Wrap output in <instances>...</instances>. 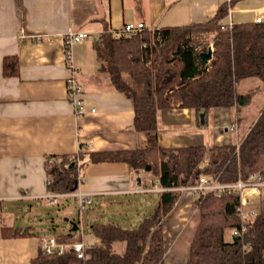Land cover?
I'll list each match as a JSON object with an SVG mask.
<instances>
[{
  "label": "crops",
  "instance_id": "crops-1",
  "mask_svg": "<svg viewBox=\"0 0 264 264\" xmlns=\"http://www.w3.org/2000/svg\"><path fill=\"white\" fill-rule=\"evenodd\" d=\"M232 1L235 4L222 23L232 26L264 19V0H0V264H31L44 237L67 232L47 215L46 209L56 206L46 197L49 157L81 153V163L88 160V153L130 151L145 145L147 135L133 124L132 100L115 90L108 74L99 70L94 45L100 34L138 22L150 30L208 23L222 4ZM69 28L91 34L75 46L86 107L81 117L76 116L66 89L62 35ZM8 57L17 58L15 75L5 74ZM240 114L235 107L211 109L207 124L199 126L191 109L164 110L159 114V144L164 148L234 144L240 137ZM232 122L238 123L237 133L227 131ZM80 177V188L101 198L131 195L125 191L136 184L148 190L154 187L149 173L138 175L123 162L91 163ZM145 193L153 207L156 195L148 194L156 191ZM63 200L57 206L64 205ZM195 200L191 192L182 193L165 219V240L168 225L179 227L175 245L165 247L170 264H187L186 248L199 224ZM27 228L40 235H14ZM85 238L98 241L90 234L84 235L86 242ZM124 248L120 242L114 244L118 253Z\"/></svg>",
  "mask_w": 264,
  "mask_h": 264
},
{
  "label": "trees",
  "instance_id": "trees-1",
  "mask_svg": "<svg viewBox=\"0 0 264 264\" xmlns=\"http://www.w3.org/2000/svg\"><path fill=\"white\" fill-rule=\"evenodd\" d=\"M234 4H222L208 23L146 30L132 37H114L105 31L95 40L99 70L108 74L115 90L132 100L134 127L145 133L147 140L135 150L88 153V160L81 163V153L49 157L45 161L47 192L76 193L84 168L103 162H123L138 175L149 173L156 178L153 189L160 191L150 214L134 228L115 222L90 223L88 234L98 241L85 247L84 258L72 251L48 255L41 249L31 264H166L164 223L186 192L182 188L197 186L203 177L215 176L222 184L246 180L254 173L264 177V109L239 146L164 148L157 137L159 114L164 110L191 109L198 125L203 126L202 112L225 106L240 110L253 102L255 92L241 93L239 84L248 78L264 82V21L232 26L222 23ZM210 43L214 53L207 62L202 54ZM4 60L5 74H17V58ZM194 205L199 224L187 264H264V211L248 226L245 239H240L233 235L241 223L239 193H210L196 199ZM228 229L231 240L226 238ZM77 232L71 226L64 234L50 236L62 242H83L84 236ZM14 235L40 234L27 228L16 230ZM118 242L125 247L123 253L114 249Z\"/></svg>",
  "mask_w": 264,
  "mask_h": 264
},
{
  "label": "built area",
  "instance_id": "built-area-1",
  "mask_svg": "<svg viewBox=\"0 0 264 264\" xmlns=\"http://www.w3.org/2000/svg\"><path fill=\"white\" fill-rule=\"evenodd\" d=\"M264 19L257 18L256 23L263 22ZM153 29V28H152ZM151 29V30H152ZM150 30L144 22L130 23L126 24L119 31H113L114 37H132L139 36L144 31ZM63 53L66 69L68 71V76L66 79V89L68 94V99L72 106L74 107L75 114L78 117H81L86 113V107L84 104L83 94L84 88L79 78V69L75 64V46L82 44L86 40L91 38V34L82 30H75L69 28L63 35ZM211 51L213 47L211 46ZM95 109H92L91 112H95ZM237 123H230L227 126V131H237ZM76 193L68 194H48L46 197L50 199L53 205H59L60 201L64 198L75 197L78 200L80 208L83 210L89 205H93L94 197L96 193L84 192L80 188ZM181 190L191 192L197 198L214 193L217 196H222L228 193H239L241 196V206L239 208L240 216V227L233 230V235L240 239H245V235L248 230V226L253 224L257 219L258 215L264 211V177L260 173L250 174L246 180L240 179L236 183L232 184H222L218 178L214 177H203L200 179V183L197 186L182 188ZM151 191H160L159 189L148 190L144 189L141 184H136V187L131 191H125L126 193H145ZM250 192L252 198L245 196V193ZM26 195L20 196V198H25ZM82 214V212H81ZM81 229L80 234L85 235L83 220L81 226L78 225ZM78 229V231H79ZM41 249L43 253L48 255H63L64 252L72 251L77 253L78 257L84 258L85 253L84 249L88 245L85 241L83 242H62L58 241L54 236H47L42 239Z\"/></svg>",
  "mask_w": 264,
  "mask_h": 264
},
{
  "label": "rangeland",
  "instance_id": "rangeland-1",
  "mask_svg": "<svg viewBox=\"0 0 264 264\" xmlns=\"http://www.w3.org/2000/svg\"><path fill=\"white\" fill-rule=\"evenodd\" d=\"M211 46L213 47V51H212L213 54L214 53L213 43H210V47ZM75 64H76V57H75ZM239 90H240L239 92L241 93H249L253 91L255 92V96L253 102L250 105L240 109L241 111L240 116L242 117L240 132L237 133L238 129L237 131H232V132H236L238 136L240 135L239 140L237 139V141L234 142V144H238V146L239 144H241L245 134L248 133L249 130L251 129L253 123L257 120L256 118L259 117L261 111L264 109V82L257 78H248L240 82ZM228 108H232V107H228ZM207 121L208 119L205 118V123ZM232 123H237V122H232ZM152 179H156V178L154 177ZM148 195L154 196L156 194L149 193ZM251 195L252 194L249 191L247 192V194L245 193V196L248 198H252ZM145 196L146 193L143 196L140 194L106 196L102 198L95 196L93 205H89L83 210L80 208L78 200L75 197H71V198H64L63 200V202H65L64 205L49 206L46 210H47V215L50 217L51 220L52 218L58 220L57 223H59V226L61 227L64 226L66 227L67 230L71 228L72 222L80 224L81 226V222L82 220H84L83 221L84 231L86 236H88L89 235L88 232L90 230L89 224L92 222H100V223L116 222L119 223L123 228H134L138 226L140 221L143 218L147 217L152 210L151 207L152 205L150 204L152 201L150 200V198L149 200H147ZM196 198L197 197L195 196V199ZM130 201H133V203ZM121 215L123 217H120ZM51 223L52 222L50 221L48 225ZM167 227H168L167 230H170V232L166 233L167 240L165 241L167 247L169 245L172 247L176 243L175 235L177 234L179 227L178 228L175 227V224L174 227H171V225H168ZM40 229L42 230V232L45 233L47 231L45 227L44 228L42 227ZM80 232L81 229H79L77 235ZM46 234L48 235V233ZM226 238L228 240H231L232 238L231 229H228L226 231ZM86 242L92 243L88 240V238L86 239ZM190 243L191 240L187 245L188 247L186 248V254L190 249L189 247L191 246ZM179 245H181V240L178 243V246ZM171 260H172L171 258H168L164 262H166V264H170Z\"/></svg>",
  "mask_w": 264,
  "mask_h": 264
},
{
  "label": "water",
  "instance_id": "water-1",
  "mask_svg": "<svg viewBox=\"0 0 264 264\" xmlns=\"http://www.w3.org/2000/svg\"><path fill=\"white\" fill-rule=\"evenodd\" d=\"M212 55L213 54H212L211 48H209V50L207 52L202 54L204 60L207 62L209 61V59L212 58ZM206 114H207L206 112H202L200 114V119H201L200 121H201L202 125H204V123H205ZM147 169L149 171L151 169L150 166H148ZM71 225H72V231H78L79 227H78L77 223L72 222Z\"/></svg>",
  "mask_w": 264,
  "mask_h": 264
}]
</instances>
